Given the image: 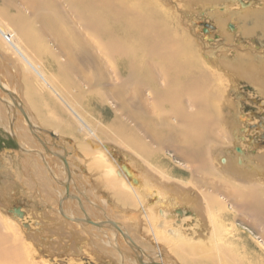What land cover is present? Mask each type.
I'll use <instances>...</instances> for the list:
<instances>
[{
  "label": "rangeland",
  "instance_id": "1",
  "mask_svg": "<svg viewBox=\"0 0 264 264\" xmlns=\"http://www.w3.org/2000/svg\"><path fill=\"white\" fill-rule=\"evenodd\" d=\"M73 1L0 0L1 26H4L3 29H6L9 38H11L10 33L14 34V43L22 48L36 65L42 66L40 68L41 70L44 69L46 75L44 77L47 81L36 76L33 69L29 68L28 70V63L20 61L21 59L11 46L0 36V42L3 43L0 51V97L7 98L12 104L7 111L6 106L0 101L6 110L4 111L2 107L1 114L3 116L13 115L11 124L6 122L7 127H2L0 124V252L10 242L6 236H15L14 241L21 252L20 260L16 261L19 264H141L140 259L142 257H137L140 252L138 250L147 253L148 263L156 264H264V214L253 215L248 213L245 197L242 196V194L248 193L250 188L248 182L251 181H258L260 184L256 185V189H264L261 186L264 183V160H262L264 158V144L260 142L264 137V129L262 128L264 127V88L248 82L240 73L238 74L240 66H234L235 70L231 69L232 71L223 69L229 68L227 65H231V63L234 65L235 63L238 64L239 61L240 64V57H242V62L245 64H248L252 58L249 68L252 69L255 66L261 70V62H264V38L261 29H256L258 24L251 17L257 11L264 10V0H216L215 2L158 0L155 8L159 12H163L161 15H156H160L159 18H163L162 15L166 18L168 32L166 35L167 38L169 36L171 38L169 45L176 43L177 40L178 44L183 43L184 37L192 41V50H194L196 58L200 60L199 64L203 69V73H200L206 75L205 78L211 77V81L204 84H202L204 82L202 78L197 73L195 74L193 69H190L193 60L185 55L177 57V54L183 55L184 53L176 52L172 55V60H169L167 56L168 64L165 63L166 56L161 53L164 54L163 50L158 53L155 49L153 60L148 61L147 58H142L145 53L151 54L149 47L156 48L160 42L157 44L155 40L152 42V39L147 36L141 34V37L138 36L137 33L140 29L135 28L133 29L136 33L129 40L130 38L125 37L122 30H118V28L123 29L125 26L121 20L117 22L112 19L113 23L110 26L114 31L117 28L118 34L115 32V36L114 33L108 35L111 41H108V44L111 43V45L108 47L109 51L104 50L102 42L93 36V32L96 34L97 25L91 24L92 21L90 20L96 16L91 17L90 12H95V10L86 9L89 12L87 13L85 8L80 10V5H70L76 4ZM103 1L106 3V0ZM126 3L131 10L137 11L135 12L137 15L144 10L135 0ZM228 3L230 4L228 5ZM243 8L247 9V13L241 14L240 11H243ZM164 10L167 11V14L164 13ZM76 11L79 12L76 14ZM81 11H85L87 15L84 16ZM220 17L224 20L222 24H220ZM242 17H247V20L244 22ZM159 18L157 17V19ZM100 19L102 18L99 17ZM148 23L152 22L140 25L147 26ZM205 24L212 27H207L208 31L203 32ZM111 28L109 34L112 32ZM225 33L229 35V39L226 38ZM110 38L114 39L112 40L114 44L116 42L115 45L112 44L113 41ZM117 41H123V45H118ZM103 42L104 44L107 43L106 40ZM155 43L156 45H154ZM130 44L136 45L133 46L136 53L127 48ZM116 46L120 47L122 51L117 52L119 50L116 51ZM183 49L184 47L181 45L178 50L183 51ZM206 50L209 51L210 57L205 56V54H209ZM48 51L55 52L61 58V62H58L54 68L56 73H53L46 63L43 64L45 58L52 56L47 53ZM64 52H69L68 57L70 60L72 58L70 63L63 58ZM208 59L210 63H213V66L205 64ZM132 60H135L136 64ZM177 60L181 63L183 61L182 64L190 62L189 65L187 64L188 68L193 70L196 75H191V79L185 81L180 89L176 88V95H181L180 102L178 99L175 100L176 97L169 102H167L169 97L165 95L162 97L164 99L159 98L158 92L161 93L162 91L166 94L169 91L167 89L172 85L167 83L162 76L159 75L148 83L144 80L145 83H143L142 79H136V76L132 75L133 70L129 69V65L132 66L133 64L134 69L145 70L147 67L146 71L150 73L158 71L160 66H162L161 70L165 66L167 71V66H170L171 70L174 64H181ZM93 62L99 63L97 68ZM139 62L142 63V67L138 65ZM22 63H24L25 71L23 65L18 66ZM149 64L150 66H148ZM75 65H79L78 69L74 68ZM13 71L20 76V79L23 74L29 77L32 75L38 83L35 85L42 84L41 87L45 90V95L51 97V99H47V102L53 100L56 103V109L51 102L50 105L47 104L48 110L46 112L49 113L50 111L51 113L52 110L55 113H61L60 116L56 113L57 117L62 119L58 122H48L40 114L38 117L42 123L38 122L40 128L44 130L48 127L53 133L55 130L61 129L60 126H68L67 128L72 130L71 133L68 131V135L64 138L58 136L62 142L60 143L62 145L61 156L65 159L64 155H67L66 160H70L72 164V168H69L71 180L68 181L67 171L60 162V154L57 152V148L52 147V149L48 146L58 156L49 154L39 140L33 137L32 128H29L28 125L29 118L27 119V117L34 118L30 114L31 110L34 112L31 102L25 103L29 109L31 108L29 110L23 102L26 99L24 95L22 102L25 107H22L24 110L26 109L24 113L27 114V117L25 119L18 109H15L17 104L15 102L13 104L11 99L1 91V88L6 89L5 87L10 85L7 84L9 80L2 75L10 76ZM185 75L188 76V73ZM216 75L220 76L219 80L215 77ZM136 80L138 83L134 82ZM17 81L19 82V79ZM10 83L14 86L12 81ZM20 85V90L28 89L26 83L23 82ZM197 85H200L202 89L198 93H193ZM30 86L35 91L32 83ZM7 90L11 93L13 89L8 88ZM33 90L30 89V93L36 95L37 92ZM208 96L217 99L212 104L213 109H209L207 102H205ZM191 97H196L195 99L199 100L196 105L188 101ZM34 100L37 102L39 99L34 98ZM151 104L159 105V108L157 107L155 111L154 107L151 108ZM177 105H180L182 109V118H180V114L174 112ZM13 110L17 112L14 114ZM71 110L76 111L75 117ZM4 112H9V114L5 113L4 115ZM140 114L142 120L146 121L150 117H159L162 123H165L164 127L169 128V130L167 129L169 140L167 139L166 143L160 142L161 140L157 142V139H152V133L149 135L148 130L139 128L140 118L138 120V117ZM201 116L204 117L205 122L199 121L203 134L198 139L200 142L195 144L197 154L194 159L188 156V145H186L185 137L189 127H191V122ZM188 117L193 120L188 122ZM47 120L51 121L50 117ZM33 123L31 122L30 125ZM48 123L50 125L56 124V129L53 126H48ZM58 123L61 125L59 126ZM141 125L143 124L141 123ZM89 129L93 131L94 136L87 132ZM156 130L160 131V128H156ZM191 136L194 135L191 134ZM18 139L19 142L16 143ZM51 139L54 140L56 137L50 138L48 136L47 141L43 140V145L49 144ZM87 139L97 143L98 146L100 144L108 146L111 158L115 154L116 159L122 163H130L131 160H135L137 165L142 168L140 170L147 169L149 165L148 173L153 176L159 168V170L167 171L166 174L170 173L168 176H172L170 179L172 182L181 181V184L177 183V185H184V187L182 186L184 193H191L194 197L196 194L198 196V194L203 195V193L215 196L233 213L232 222L225 219L226 224L221 223L223 217L220 218L218 209L211 208L204 213L203 211L199 212L200 215H198L196 214L197 211H193L190 207L188 212L195 214L196 219L194 220H197L192 223L193 226L188 223L192 219L183 222L174 213L175 221L167 220V222L165 220L166 223L162 227L158 224L157 227L153 228L156 235L154 236L146 216L141 214L140 207L137 205L133 212L138 215V221L141 222V225L138 224L136 227L139 236L141 235L140 237L146 240L145 244L138 242L137 236L131 234L135 233L131 229V227L134 228L131 223L125 227L127 229L124 233L127 235L121 237L114 229L115 227L109 229L78 221H67L59 214V202L65 192L63 184L70 185V192L72 191V195L76 197L74 200L67 199L63 205L73 206L78 217L83 218L84 215L78 204L81 201L82 207L92 220L101 224L115 222L108 220L103 222L101 220L105 216L98 207L104 208L108 215H112L107 211V208L115 211L116 203L101 178L103 168H99L97 163H94L97 159L96 152L98 149L94 151V148L88 147ZM137 139L145 144L141 145ZM144 145H146L147 151L141 149ZM206 148L210 149L209 157H204L207 153ZM148 151L150 152L148 153ZM184 152L187 155H184L186 154ZM44 158L48 163L50 161L49 164L56 163L59 166H55L54 178H51L47 173V167H44L43 164L45 163ZM110 161L111 166L116 164L114 158ZM146 162L148 165L145 164ZM153 162L157 165L156 170L152 167ZM249 178H251L250 181H248ZM171 181H165V183L170 187H175L174 184L170 183ZM229 190L233 192L232 195H230ZM181 192L178 191L177 193ZM198 198L199 203L208 201V196L202 201L199 196ZM15 208L20 209V217L14 212ZM94 211L95 213H93ZM234 215L237 216L234 217ZM213 216L215 217L213 218ZM161 220L164 221L163 218ZM178 221L181 222L180 227L175 225ZM120 222H117L118 224L115 222V224L123 228L124 226ZM232 226L235 228L232 229ZM102 230L105 232L103 233ZM109 230H114L112 231L115 234L113 235L114 241H110L109 237H106ZM178 230L180 234L191 232L194 238L191 239L187 236L184 237L185 239L179 240L177 236L179 233L176 236L173 235ZM201 232L205 233V238L203 234L200 235ZM128 236L131 239V236L134 237L133 242L136 246H130L127 243ZM201 236L202 239L200 240ZM4 238L8 242H5ZM191 243L200 244L205 254L208 250L212 259L204 258V253L193 254L190 250ZM122 256L126 258L125 261ZM143 259L145 261V258ZM16 262L11 264H16Z\"/></svg>",
  "mask_w": 264,
  "mask_h": 264
},
{
  "label": "bare ground",
  "instance_id": "2",
  "mask_svg": "<svg viewBox=\"0 0 264 264\" xmlns=\"http://www.w3.org/2000/svg\"><path fill=\"white\" fill-rule=\"evenodd\" d=\"M130 0H106V3L103 1V0H74L73 2H75L76 4H70L72 6H75V5H80V10H83V8H85L84 10L86 11V9H90L89 11H91L92 9L95 10L94 15L92 14V12H90V16H96V18H92L90 21H92L91 24L93 25H97L96 29V34L95 32H93V36L94 38L96 39H99L102 44L104 45V50L106 51H109L108 47L111 45L108 44V41L109 40V36L108 35H113L112 33H114V36L115 34L117 33V28H115V31L111 28L110 24L113 23L112 22V19H115V21H123V24H125V26L123 27V29H119L118 30H122L125 35V37H129L131 40L132 39V35H134L136 32L134 31L133 28L135 29H140L138 30L139 32L137 33L138 36L141 35H144V36H147L149 39H152L151 41L154 42L153 40H155L157 42V44H159L158 42H160L159 45H156V43L154 45H156V48L154 47H149L150 48V52L151 54L149 53H145L143 54V57L142 58H147V60H153V56L155 54V49L157 50V52L159 53L161 50L164 51V54L163 52L162 55L166 56L165 57V63H167V56L169 57V60H172L171 57L173 54H175L176 52H181V53H184L183 55L181 54H177V57H183L184 55L185 56H188L190 57L191 60H193V62L191 63V66L190 65V69H193L195 74L197 73V75H199L200 78H202V80L204 82H202V84L206 83L207 81L210 82L211 81V77L208 76L205 78L206 75L204 74H201L203 73V69H202V66L199 64L200 63V60L196 58V54L194 52V50H192V41L189 40V38H186L184 37L183 38V43L180 42L178 44V40L176 43L174 44H171L169 45V40L171 39L170 36L167 38V28H166V18L165 16L162 15L163 18H159L160 15L162 14V12H159L157 10V4H158V0H135L137 1L141 7L144 8V10L140 11V14L137 15L135 12L137 11H134V10H131L130 7L127 6V3L126 2H129ZM202 1V0H201ZM205 1H216V0H204ZM217 1H220V0H217ZM229 2V1H228ZM68 3V2H67ZM89 3V4H88ZM230 3H228L229 5ZM233 4V3H231ZM218 5V4H217ZM76 6V7H78ZM75 7V8H76ZM140 7V8H141ZM230 7V6H229ZM73 8V7H71ZM74 10V9H73ZM77 10V9H76ZM85 11H81V13L85 16L87 15V13H89L88 11H86L87 13H85ZM79 11H76V14L78 13ZM166 12L167 14V11L164 10V13ZM241 14L242 13H247V9H244L243 8V11L241 10L240 11ZM156 14H160V15H156ZM89 15V14H88ZM124 15V16H123ZM247 15V14H246ZM81 16V15H80ZM248 16V15H247ZM82 17V16H81ZM80 17V18H81ZM87 17V16H86ZM99 17L102 18L99 20ZM157 17L159 19H157ZM167 17V16H166ZM88 18V17H87ZM247 17H242L243 21L245 22V20ZM250 18V17H248ZM251 18H253L255 20V23L258 24L256 26V29H261V32L263 33V37H264V10L262 11H257L256 14L254 16H252ZM85 20V19H84ZM159 20V21H158ZM219 20H221V23H223L224 20L221 19V17L219 18ZM140 21V23H139ZM146 22H152V23H148V25L146 26H142L140 24H146ZM90 23V22H89ZM116 24V23H114ZM85 27V26H84ZM148 27V28H147ZM168 27V26H167ZM258 27V28H257ZM4 26L2 27L1 24H0V36L3 37V39L11 46V48L14 50V52L18 55V57L22 60V62H27L28 63V70L29 68L33 69L34 72L38 75V77L40 79H44L45 80V77H44V74H43V68L41 70V66L39 67L38 65H36L32 59H30L25 53L24 51L22 50V48H20L18 45H16L14 43V34L13 33H10L9 35H11V38H9L7 35L8 33L6 32V29H3ZM112 29L111 33L109 34V29ZM84 29V28H83ZM170 29V28H169ZM55 30V29H53ZM86 30V29H85ZM84 31V30H83ZM116 32V33H115ZM119 32V31H118ZM5 33V34H4ZM13 34V35H12ZM118 34V33H117ZM226 35V38L229 39V35L227 33H225ZM136 35V36H137ZM108 36V37H107ZM119 36V35H118ZM141 37V36H140ZM111 39V38H110ZM113 39V38H112ZM111 39V40H112ZM104 40L107 41V43L104 44ZM114 40V39H113ZM112 40V41H113ZM139 41V40H138ZM145 41V40H144ZM111 42V41H110ZM141 42V41H140ZM118 45H123V41L121 42H118ZM128 43V42H127ZM164 43V45H163ZM112 44H114V41L112 42ZM116 44V42H115ZM114 44V45H115ZM139 44V43H138ZM183 45L184 49L183 51H180L178 50L181 45ZM96 45V44H94ZM93 46V45H92ZM97 46V45H96ZM94 46V47H96ZM133 46H136V45H133ZM133 46L130 44V46H127V48H129V50H134L133 49ZM139 46H141L139 44ZM159 46V47H158ZM147 47V45H146ZM173 47V48H172ZM117 48V52H121L122 50H120V47H115ZM148 48V47H147ZM205 50V49H204ZM115 51V52H116ZM145 51V50H144ZM114 52V53H115ZM133 52V51H132ZM135 52V50H134ZM146 52V51H145ZM156 52V53H157ZM206 52L209 53L208 50H206ZM123 53V52H122ZM136 53V52H135ZM167 55H166V54ZM120 55V54H119ZM130 55V54H129ZM157 55V54H156ZM204 55V54H203ZM206 57H210V53L209 54H205ZM131 57V56H130ZM138 57V56H137ZM204 57V56H203ZM121 57L119 56V59ZM127 58V57H125ZM141 58V59H142ZM158 58V57H157ZM134 59V58H133ZM161 59V58H160ZM187 59V58H185ZM206 59V58H205ZM204 59V61H205ZM183 60V59H182ZM124 61V60H123ZM133 61V60H132ZM179 61V60H177ZM208 62H206L205 64H208L210 66H213V63H210L209 62V59L207 60ZM214 61V60H212ZM252 61V58L250 59V62ZM254 61V59H253ZM125 62V61H124ZM134 64H136L135 60L133 61ZM180 62V61H179ZM240 64H239V61H238V64L235 63L234 65L231 63V65H227V67L229 68H223L224 70L226 71H232L234 69V66H240L241 68L238 69V74L240 73L242 75L243 78L247 79L248 82H251V83H254V84H257L259 87L261 88H264V62H261V70L260 69H257L255 66L254 68H249L250 67V62L248 64H245L244 62H242V57H240ZM164 63V62H162ZM171 63V62H170ZM169 63V64H170ZM181 63V62H180ZM183 63V61H182ZM174 64V66L171 68L170 70V66L168 67L167 66V71H166V68L164 66L163 70L162 69V66H160V68H158L157 70L158 71H154V72H147L146 69L145 70H141L138 68L137 69H134V65L132 64L129 65V69H132V75L136 76V79L138 80H141L142 79V82L145 83H148V82H151L155 77H158L159 75L163 77L164 80L167 81V83H171L172 85L170 86V88H168L167 90H169L166 94L162 93V89L160 90V92H158V96L159 98L161 99L164 95L166 97H169L167 98V102L169 101H173L172 99L174 97L175 100L178 99V102H180L181 100V95H176V88H179L181 87V85H183V83L185 81H188L189 79H191V75H195L193 73V70H190L188 68V65L189 63H184V64ZM210 63V64H209ZM247 63V62H246ZM99 64V63H98ZM155 64V63H154ZM152 64V65H154ZM160 64V63H159ZM157 64V65H159ZM212 64V65H211ZM220 64V63H219ZM123 65V64H122ZM141 67H142V63L139 62V64ZM144 65V64H143ZM161 65V64H160ZM225 65V64H224ZM150 66V64L148 65ZM182 66V67H181ZM226 66V65H225ZM253 66V65H252ZM125 67V66H124ZM155 67H158V66H155ZM216 67V66H215ZM217 67H219L217 65ZM39 68V69H38ZM125 68H128V67H125ZM183 71H182V69ZM212 69L214 67H211ZM149 69V67H148ZM210 69V68H208ZM232 69V70H231ZM235 70V69H234ZM130 71V70H129ZM105 72V71H104ZM201 72V73H200ZM212 72V71H211ZM209 72V73H211ZM217 72V71H215ZM234 72V71H233ZM32 73V72H31ZM129 73V72H128ZM135 73V74H134ZM188 73V76L185 75ZM147 74V75H146ZM201 74V75H200ZM211 74H215V73H211ZM102 75V74H101ZM130 75V74H129ZM128 75V76H129ZM190 75V76H189ZM104 76V75H103ZM102 76V77H103ZM134 76V77H135ZM196 76V75H195ZM218 80L220 78L219 75H216L215 76ZM132 78V77H131ZM214 78V77H213ZM198 79V78H197ZM145 80V81H144ZM46 81V80H45ZM200 81V80H199ZM47 82V81H46ZM135 83H138V81H134ZM198 82V81H197ZM201 82V81H200ZM217 82V81H216ZM40 83V82H39ZM188 83V82H187ZM195 83V82H194ZM45 84V83H44ZM133 84V83H132ZM166 84V83H165ZM42 85V84H41ZM46 85V84H45ZM44 85V86H45ZM169 85V84H168ZM193 85V84H191ZM201 85V84H200ZM200 85H197L195 87V91L193 93H198V91L202 88H200ZM16 86V85H15ZM157 86V85H156ZM28 87V86H27ZM154 87V86H153ZM158 87V86H157ZM165 87V86H164ZM167 87V86H166ZM169 87V86H168ZM202 87V86H201ZM13 90L12 92L9 94L8 91H6L5 89L1 88V91L4 92L10 99L12 102H15L17 104V107L15 109H18V111L23 115V117L26 119V115L24 112L25 110L23 109L24 104L26 103V101L24 100V104L22 102V99L21 98H24V95L25 97L27 98V95L28 94H25L22 90L18 89V91H16L14 89V86H12ZM164 89V88H163ZM178 89V90H179ZM27 90V89H26ZM42 91V90H41ZM206 91V90H205ZM67 92V91H66ZM181 92V91H180ZM207 92V91H206ZM160 93V95H159ZM203 93V92H202ZM216 93V92H215ZM69 94V93H68ZM187 94V92H186ZM185 94V95H186ZM192 94V93H191ZM205 94V93H204ZM155 95V94H154ZM200 95V94H199ZM1 96V95H0ZM188 96V95H187ZM193 96V95H192ZM21 97V98H20ZM137 97V96H135ZM134 97V98H135ZM157 97V96H156ZM180 97V99H179ZM122 98V97H121ZM159 98H156V100H159ZM196 98V97H195ZM195 98H192L189 99L188 101H190V103H193V104H197L198 103V99H195ZM202 98V97H201ZM57 99V98H56ZM164 99V98H162ZM185 99V98H184ZM202 100V99H201ZM205 100V99H204ZM217 99L215 97H207L206 101L207 102V105L209 106V109H213L212 108V104L216 101ZM0 101L3 102V105L6 106L7 108V111L8 109L10 108V106L12 105L10 100H8L7 98L5 97H0ZM139 101V100H137ZM39 103L42 102V100H39L38 101ZM121 102V101H120ZM186 102V101H185ZM37 102H35L32 106V108L34 109L33 111L35 112H32V110L30 111V114L33 117H27L28 119V125H29V128H32L31 129V133L33 134V137L34 138H37L39 140H44V141H47V137L49 136L50 138H53V137H56V139H58V136L61 137V138H64L65 136H61V135H57L54 134L49 130L50 128H45L44 130H42L40 128V126L38 125V122H40L39 118H38V115L37 114H44L43 113V110L45 109L46 111L48 110V107L45 106L44 108V104L42 105V108H41V111L39 110V106L36 104ZM31 104V103H30ZM129 104V103H128ZM132 104V103H131ZM187 104V103H186ZM26 105V104H25ZM158 105V104H156ZM191 105V104H190ZM23 106V107H22ZM73 106V105H72ZM128 106V105H127ZM159 106V105H158ZM158 106H155L153 104H151V108L154 107L155 111L157 109ZM2 105L0 104V124L2 125V127H7V123L11 124L10 122H12V116L8 115L9 112H4V115L5 113L8 115V116H3L1 114V109H2ZM26 107L28 108V106L26 105ZM203 107V106H202ZM73 108V107H72ZM75 108V107H74ZM128 108V107H127ZM146 108V107H145ZM159 108V107H158ZM185 108V107H184ZM204 108V107H203ZM4 111L5 108L3 107ZM14 109V108H13ZM29 109V108H28ZM31 109V108H30ZM29 109V110H30ZM52 109V108H51ZM67 109V108H66ZM125 109H126V106H125ZM129 109V108H128ZM138 109V108H136ZM147 110V109H146ZM171 110V109H170ZM196 110V109H195ZM204 110V109H203ZM208 110V109H207ZM14 114L17 112L16 110H13ZM68 111V110H67ZM72 111V114L74 115V117L76 116L75 113L76 111ZM149 111V110H148ZM153 111V109H152ZM154 111V112H155ZM42 112V113H41ZM51 112H53L51 110ZM66 112V110H65ZM150 112V111H149ZM153 112V113H154ZM175 113L177 114H180V118H182V109L180 107V105H177L175 107V110H174ZM210 112V111H209ZM196 113V112H195ZM197 113H199L197 111ZM211 113V112H210ZM156 114V113H155ZM154 114V116H155ZM192 114V113H191ZM207 114V113H205ZM139 115V114H138ZM137 115V116H138ZM149 115V114H148ZM173 115V114H172ZM204 115V114H203ZM54 116V115H53ZM53 116L50 114V111H49V114H46L44 116V118L46 119V121H48L47 119L50 117L51 121H54V122H58L56 121ZM141 114L140 116L138 117V120L140 123H138L139 125V128L141 127L142 130H148L149 131V135H151V133L153 134V138L151 136L152 139H157V142H159V140H161L160 142H163V143H166L167 139H168V131L167 129L169 130V128H165L164 127V124L165 123H162V120H160L159 117L157 118H149V120H142L141 118ZM150 116V115H149ZM162 116V115H161ZM206 116V115H205ZM43 117V116H42ZM79 117V116H77ZM132 117V116H131ZM196 117V116H195ZM194 117V118H195ZM263 117V116H262ZM57 118V117H56ZM70 118V117H69ZM80 119H82L81 117H79ZM134 118V117H133ZM175 118V117H174ZM185 118L187 119L186 115H185ZM197 118V117H196ZM137 119V118H136ZM185 119V120H186ZM44 120V119H43ZM185 120H182V121H185ZM192 121L193 119L189 118L188 117V122ZM200 120H203L205 122V119L203 116L199 117L198 119H195V121H192L191 123V127H189L188 131H187V135L186 137V142L188 145L187 147V150H188V156L194 158L197 154L196 150H197V146H195V144L197 145V142H200L198 139L201 138L202 136V128L199 126V121ZM72 121V120H71ZM7 122V123H6ZM31 122L33 123L32 125ZM136 122V121H134ZM164 122V121H163ZM187 122V121H186ZM41 123V122H40ZM114 123V122H113ZM141 123L143 125H141ZM167 123V122H166ZM42 124V123H41ZM44 124V123H43ZM47 124V123H46ZM49 124V123H48ZM180 125H182L181 123H179ZM184 124V123H183ZM262 124V123H261ZM58 125L60 126L61 124L58 123ZM69 125V124H68ZM42 126V125H41ZM54 126V125H53ZM162 126V127H160ZM183 126V125H182ZM68 126H60V128L62 129H59L61 130L62 132H64L65 134L68 133V131H70L68 128ZM86 127V126H85ZM209 127V126H208ZM155 128V129H154ZM156 128H160V131L159 130H156ZM191 128V129H190ZM264 129V127H262ZM68 129V130H67ZM200 129V130H199ZM234 129V128H233ZM88 130V129H87ZM107 130V129H106ZM176 130V129H175ZM211 130V129H210ZM120 131V130H119ZM178 131V130H177ZM201 131V132H199ZM72 132V130L70 131V133ZM89 134H91L92 136H94V133L91 129H89V131H87ZM135 132V131H134ZM145 132V131H144ZM54 133H56V130L54 131ZM63 133V134H64ZM172 133V132H171ZM181 133V132H180ZM74 134V133H73ZM145 134V133H144ZM186 134V132H185ZM191 134H193L194 136H191ZM68 135V134H67ZM79 135H81L79 133ZM179 135V134H178ZM181 135H183V133H181ZM174 136V135H173ZM171 137V136H170ZM18 138V137H17ZM83 138V137H82ZM139 138V137H138ZM207 138V137H206ZM135 139V138H134ZM140 139V138H139ZM171 139H173L171 137ZM67 140V139H66ZM165 140V141H164ZM169 140V139H168ZM202 140V139H201ZM17 141V140H16ZM77 141V140H76ZM134 141V140H133ZM144 141V140H143ZM203 141V140H202ZM19 142V139L16 143ZM59 143H62L61 141H58ZM86 142L88 143V147L91 146L92 148H94L93 150L95 151L96 149H98V152H96L97 154V159L95 160V164L97 163L98 167L99 168H103V173H102V179H103V182L105 183V187L108 188L110 190L109 194L111 195V197L113 198V200H115V205H116V208L114 207V210L115 211H111L107 208V211L110 212L112 215H108L106 213V211L104 210V208H99V210H101V212L104 213V218H101V220L106 221H115L116 224H118L117 222H120L123 224V228H120V226L116 225L115 222H108L106 224L104 223H98L94 220H92L88 215L87 213L85 212V209L82 207V204H81V201L78 202L79 206L81 207V211L83 212V218L81 217H78L75 213V209L73 206H69L67 204H64L63 205V202L66 201L67 199H76V197L74 195H72V191L70 192L71 195L70 196H66V186L67 184H63L64 185V189H65V192H64V196L60 199V202H59V214L60 212H63L64 216H61L63 217L64 219H67V221H72V222H83L85 224H88V225H91V226H94L93 224L89 223L87 219L91 220V222L93 223H97V224H100L99 227L101 228H109L111 229V227H115L114 229L120 234V236L124 237L126 236L127 234H125L124 232L126 231L127 228H125L127 226V224L131 223L133 224L132 226H134V228L131 227V229L133 231H135V233H131V234H135L137 236V238L139 239L138 242L140 243H145L146 244V240L142 237L139 236L138 234V229L136 227V225H141V222H139V218H138V215L133 212L134 208L138 205L140 207V212L141 214H144L147 218V221L151 227V232L153 233L154 236H156L154 234V230L153 228L154 227H157L158 224L161 225V227L163 225H165L166 221L168 220H174L175 221V216H174V213L177 215L176 217L180 218L183 222L185 221H189V219L192 221L188 222L190 225H192V223H195L197 220H194L196 219V216L195 214L191 213V212H188V208H192L193 211H197L196 214H198L199 212H202L204 213V211L208 210V209H218L220 211V218L221 219V223H225V219L227 220H230L229 222H232V218H233V213L230 212L227 208V206H224L223 203H220V201L218 199L215 198V196H209V194L207 193H203V195L201 194H198V196L201 198V201L203 199H206L207 196H208V201L206 203H203V201L201 203L198 202L199 198L196 194V197L192 196L191 193H184V190H183V187L184 185H181V186H178L177 183L181 184V181L180 182H172L170 179H172L171 175L168 176L170 173H168V175L166 174L167 171H163V170H159L155 167H157V165L153 162V166L155 168V170L157 171L155 173V176H153L152 174H149L148 173V169H149V165H148V162H146L145 164H147V169L143 168V170H140L142 168H140V166L137 165L136 161L134 160H131L130 163H125L123 164L122 162H120L119 160L116 159V156L115 154L112 155V157L114 158V161H115V165L111 166V161L110 159H113L111 158L110 156V152H109V147L106 146V145H103V144H100L98 146L97 143L93 142L92 140H89L87 139ZM98 142V141H97ZM137 142L140 143L141 145L144 143L140 140L137 139ZM206 142V141H205ZM184 143V142H183ZM202 143V142H201ZM145 144V143H144ZM137 145V144H136ZM148 145V144H147ZM203 145V143H202ZM178 146V145H177ZM205 146V145H204ZM90 147V148H91ZM141 147V146H140ZM186 147V146H185ZM205 148V147H203ZM141 149H143L144 151H147V148H146V145L142 146ZM184 149V148H182ZM23 151H25L24 148H22ZM107 150V151H106ZM139 150V149H138ZM187 150H184V151H187ZM204 151V150H203ZM206 151L207 153L205 154L204 157H209L208 155L210 154V149L206 148ZM150 151H148L149 153ZM186 153V152H184ZM50 154L52 155H56V152L55 151H50ZM95 154V155H96ZM241 154V152H240ZM184 155H187L184 154ZM51 156V155H50ZM109 156V157H108ZM155 156V155H153ZM157 156V154H156ZM65 157V161H66V165L68 168V171L69 168H72V164L70 162V160H66V157H68L67 155H64ZM91 157V156H90ZM149 157V156H148ZM152 157V156H151ZM198 157V156H197ZM201 157V156H200ZM110 158V159H109ZM203 158V157H202ZM234 158V157H233ZM149 159V158H148ZM162 159V158H161ZM185 159V158H184ZM195 159V158H194ZM198 159V158H197ZM201 159V158H200ZM45 160V158L43 159ZM91 160V158H90ZM145 160V159H144ZM143 160V161H144ZM147 160V159H146ZM262 160H264V158H262ZM46 161V160H45ZM82 161V159H81ZM153 161V159H152ZM155 161H158V160H155ZM151 162V161H150ZM162 162V161H161ZM242 162V161H241ZM264 162V161H263ZM262 162V163H263ZM47 163V173L49 174V176L51 178H54V169L56 168L55 166H58L56 163L55 164H49V163L46 161ZM157 163V162H156ZM22 164H23V161H22ZM118 166V167H117ZM249 166V165H248ZM59 167V166H58ZM74 167V166H73ZM153 168V169H154ZM261 169V168H260ZM83 170V169H82ZM159 170V172H158ZM253 170V169H252ZM126 172L130 175V176H127L126 175ZM165 172V173H164ZM126 175V176H125ZM167 175V176H166ZM158 176V177H157ZM191 176V175H190ZM56 177V176H55ZM58 177V176H57ZM176 177V176H174ZM204 177V176H203ZM202 177V178H203ZM73 178V177H72ZM247 179V178H245ZM51 180V179H50ZM163 180V181H162ZM188 180V179H187ZM210 180V179H209ZM251 178H249L248 181H250ZM257 180V179H256ZM165 181H171L170 183L171 184H174L175 187H170L167 183H165ZM174 181V180H173ZM52 182V181H51ZM203 182H204V178H203ZM253 183V184H252ZM250 188H249V191L248 193H245V194H242V196L245 197V202H246V209L248 211V213L250 214H253V215H262L264 214V189H256V185H260L258 184V181L257 182H248ZM183 186V187H182ZM254 188H253V187ZM262 187H264V183L261 184ZM175 188V189H174ZM69 189L70 188V185H69ZM244 189V188H243ZM248 190V189H247ZM178 191H182L181 193H177ZM100 193V192H99ZM98 193V194H99ZM229 193L230 195H232L233 192H231L229 190ZM234 196V195H233ZM231 196V197H233ZM78 198V197H77ZM71 203V202H70ZM74 203V202H73ZM76 203V202H75ZM130 208H132V210H130ZM123 209V210H122ZM187 211H186V210ZM139 212V211H138ZM137 212V213H138ZM208 212V211H207ZM95 213V211L93 212ZM127 213V214H125ZM172 213V214H171ZM191 213V215H189ZM247 213V214H248ZM217 214V213H216ZM227 216H226V215ZM232 216V217H230ZM114 215H116L114 217ZM200 215V214H198ZM205 215V214H204ZM225 216V218H224ZM237 215H234V217H236ZM110 217V218H109ZM215 216H213L214 218ZM164 219L161 220V219ZM172 218V219H170ZM255 218V216H254ZM120 220V221H119ZM166 220V221H165ZM217 220V218H216ZM167 221V222H168ZM213 221V219H212ZM220 221V220H218ZM173 222V221H172ZM119 223V224H120ZM21 224V223H20ZM25 224V223H24ZM180 224L181 222L178 221L177 224H175L176 226L180 227ZM226 224V223H225ZM252 224V223H251ZM28 226V224H26ZM25 226V225H24ZM193 226V225H192ZM217 226V225H216ZM95 227H98V226H95ZM94 227V228H95ZM206 227V226H205ZM235 228L232 226V229ZM100 229V228H99ZM180 229V228H179ZM189 230V229H188ZM114 231V230H112ZM109 230V232L106 234V237H109V240L110 241H114V232H112ZM129 231V230H128ZM102 232L104 233L105 231L102 230ZM220 232V231H218ZM179 233V234H178ZM176 234H178V238L179 240L181 239H185L184 237H190L191 239L194 238V236L192 235V233H187V232H182L180 234L179 230L178 232L174 233L173 235L176 236ZM204 235L205 233L201 232L200 235ZM212 234V233H211ZM129 235V234H128ZM209 236V235H208ZM212 236V235H211ZM8 239H9V244L6 246V247H3V250L0 252V264H4V263H7V264H11V263H14L16 261H19L20 260V255H21V252L19 251V248L18 246L16 245L15 243V236H6ZM132 239L130 238V236H128V240H127V243L130 245V246H136L135 242L134 241V237L131 236ZM206 236L204 235V238ZM210 237V236H209ZM3 239V238H2ZM69 239V238H68ZM202 239V236L200 238V240ZM5 242H8L6 241V239L4 238ZM65 245V244H64ZM4 246V245H3ZM68 248V247H66ZM70 248V247H69ZM158 248V246H157ZM203 247H201L200 244L198 243H191L190 245V250L191 252L194 254H200V253H204L205 252L202 250ZM72 249V248H71ZM134 249V248H133ZM66 250V249H65ZM70 250V249H69ZM140 251L137 255V257L141 258H145V261H143L142 259H140V263L141 264H153V263H148V258H147V253H145V251H141V250H138ZM254 251V250H253ZM104 254V253H102ZM141 254V255H140ZM211 253L208 252L207 250V254H205V257L206 259H209L211 258L212 259V256L210 255ZM146 255V256H145ZM107 256V255H106ZM113 256V254H112ZM145 256V257H144ZM160 256V255H159ZM162 257V255H161ZM122 258L125 259L123 256ZM190 259V258H189ZM194 259V258H193ZM199 260V259H197ZM150 261V260H149ZM196 261V260H194ZM212 261V260H211ZM16 264H19L16 262ZM27 264V263H26ZM199 264V263H197Z\"/></svg>",
  "mask_w": 264,
  "mask_h": 264
},
{
  "label": "crops",
  "instance_id": "3",
  "mask_svg": "<svg viewBox=\"0 0 264 264\" xmlns=\"http://www.w3.org/2000/svg\"><path fill=\"white\" fill-rule=\"evenodd\" d=\"M208 26V25H207ZM209 28H211V27H209ZM203 31V30H202ZM264 38V37H263ZM4 42V41H3ZM1 43V45H0V51L2 50V42H0ZM6 43V42H5ZM82 44V43H81ZM48 54H50V55H52V56H50V57H48V58H45V62H43V64L44 63H46L48 66H49V68L51 69V71L53 72V73H56V70L54 69L57 65H58V62H61L60 60H61V58H60V56H57L56 54H55V52H47ZM3 54V53H2ZM68 54H69V52H64V54H62V56H63V58L64 59H66L67 61H68V63H70L71 61H72V58H71V60L69 59V57H68ZM0 56H1V53H0ZM12 58H13V56H12ZM9 59V58H8ZM1 60V59H0ZM20 61H22V60H20ZM97 62H98V60H96ZM1 62V61H0ZM97 62H93V64L95 65V67L97 68L98 67V64H97ZM76 63V61L74 62V64ZM21 65H23L24 66V63H22V64H18V66L20 67ZM59 66H61V65H59ZM78 66L79 65H75V67L74 68H76V69H78ZM42 67V66H41ZM26 69H25V66H24V71H25ZM35 73V72H34ZM43 74H44V76H46L45 75V71H44V69H43ZM35 75L36 76H38L36 73H35ZM3 77H5V79H7V80H9V83H7V84H10V85H8V87H5L6 89L5 90H7L8 88H10V89H13L12 88V84L10 83V81H12L13 83H14V89L15 90H17V88H19L20 89V83H26V86H28V89L27 90H22V91H24V92H26L28 95H27V98L25 99V101H26V104H28V101L29 102H31V105H33L36 101L34 100V98L35 99H39V100H42V99H44V100H42V102L41 103H39L38 101L39 100H37V105L39 106V110L41 111V108H42V105L44 104V108H45V106L47 105V104H49L50 105V102L53 104V107L56 109V103H54V101L52 100V101H50L49 103L47 102V99H51V97L50 96H48V95H45L46 94V92H45V90L41 87V85H39V86H36L38 83L34 80V78L32 77V75L29 77L28 75H21V79H20V76H18V74L17 73H15L14 71L12 72V74L9 76V75H2ZM19 79V82L17 81ZM41 80H44V79H41ZM21 81H23V82H21ZM30 83H32V85H33V87H34V89H35V91L37 92V94L36 95H34V94H31L30 93V89L31 90H33V88L30 86ZM36 84V85H35ZM16 85V86H15ZM23 88H26V87H23ZM42 90V91H41ZM8 91V90H7ZM18 91V90H17ZM34 91V90H33ZM34 91V92H35ZM9 92V91H8ZM10 93V92H9ZM21 98V97H20ZM21 99H24V98H21ZM42 113V112H41ZM43 113L44 114H41V116L43 115V118H44V116L46 115V114H49L48 112H46V110L44 109L43 110ZM57 113V112H56ZM55 112H51L50 114L53 116V118L56 120V121H60V120H62V119H59V117H57V114L59 115V114H61L60 112H58L57 114H56ZM38 115V117H39V115L40 114H37ZM60 116V115H59ZM57 117V118H56ZM66 118V117H65ZM39 120H41V119H39ZM48 122H53V121H49L48 120ZM48 126H53V125H50V124H48ZM55 126H56V124H54V128H55ZM48 128V127H47ZM56 129V128H55ZM62 129V128H61ZM61 132V130L59 131V129H57V131H56V134L58 135L59 133ZM53 133V132H52ZM53 134H55V133H53ZM59 135H61V136H65L66 137V135L67 134H63L62 132L59 134ZM41 141V143H43V140H40ZM58 141H61V139H51V141H50V145L47 143V145H43L44 146V149H46V151L50 154V151H53L52 149V147H54L56 150H57V152L61 155L62 153H61V148H62V145L58 142ZM53 142V143H52ZM48 146H50L52 149H50V148H48ZM56 156H58V155H56ZM59 157H61L60 158V162H61V164H62V166H63V168H65L64 166H65V164H66V161H65V159L62 157V156H59ZM47 161V160H46ZM46 161H45V163H43L44 164V167H47V163H46ZM44 162V161H43ZM123 164H125V163H123ZM66 168H68L67 167V165H66Z\"/></svg>",
  "mask_w": 264,
  "mask_h": 264
},
{
  "label": "water",
  "instance_id": "4",
  "mask_svg": "<svg viewBox=\"0 0 264 264\" xmlns=\"http://www.w3.org/2000/svg\"><path fill=\"white\" fill-rule=\"evenodd\" d=\"M204 32H206V30H204ZM13 103V102H12ZM13 104H15V103H13ZM39 140V139H38ZM39 142L41 143V141L39 140ZM42 144V146H43V143H41ZM61 156V155H60ZM61 158V157H60ZM65 169H66V164H65ZM66 171H67V175H68V181L69 180H71V175H70V173H69V171L66 169ZM126 175L127 176H130L127 172H126ZM66 188H67V190H66V196H70V189H69V185L67 184V186H66ZM60 204H61V202H60ZM14 212L16 213V214H18L19 215V217L21 216V212H20V209L19 208H15L14 209ZM60 214L62 215V216H64V214H63V212H60ZM88 220V222L89 223H91V224H93L94 226H99L100 224H97V223H93V222H91V220H89V219H87ZM153 264H156V263H153Z\"/></svg>",
  "mask_w": 264,
  "mask_h": 264
},
{
  "label": "flooded vegetation",
  "instance_id": "5",
  "mask_svg": "<svg viewBox=\"0 0 264 264\" xmlns=\"http://www.w3.org/2000/svg\"><path fill=\"white\" fill-rule=\"evenodd\" d=\"M208 24H205L204 25V28H203V32H204V30H206V31H208V28L209 27H212L211 25H208ZM208 27V28H207ZM260 119H262V117H260ZM259 121V120H258ZM260 122V121H259ZM249 141H250V139H249ZM260 142H262V144H264V137H263V139L262 140H260ZM252 143H254V144H256L255 142H252Z\"/></svg>",
  "mask_w": 264,
  "mask_h": 264
}]
</instances>
